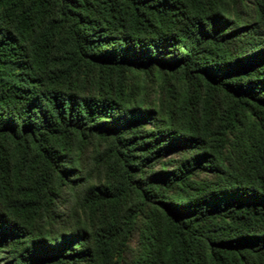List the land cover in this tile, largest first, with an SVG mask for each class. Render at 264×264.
I'll return each instance as SVG.
<instances>
[{
    "label": "trees",
    "instance_id": "obj_1",
    "mask_svg": "<svg viewBox=\"0 0 264 264\" xmlns=\"http://www.w3.org/2000/svg\"><path fill=\"white\" fill-rule=\"evenodd\" d=\"M0 264H264V0H0Z\"/></svg>",
    "mask_w": 264,
    "mask_h": 264
}]
</instances>
